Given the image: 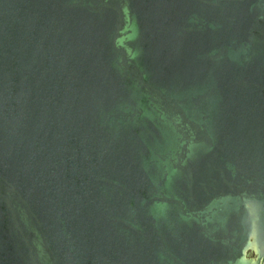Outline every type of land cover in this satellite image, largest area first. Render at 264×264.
Segmentation results:
<instances>
[{"label": "water", "instance_id": "1", "mask_svg": "<svg viewBox=\"0 0 264 264\" xmlns=\"http://www.w3.org/2000/svg\"><path fill=\"white\" fill-rule=\"evenodd\" d=\"M0 264H264V0H0Z\"/></svg>", "mask_w": 264, "mask_h": 264}]
</instances>
